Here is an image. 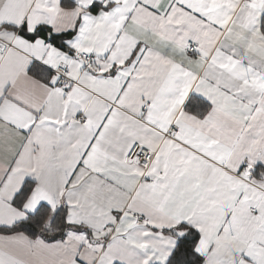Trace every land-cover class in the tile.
<instances>
[{
    "label": "snow or ice",
    "instance_id": "obj_1",
    "mask_svg": "<svg viewBox=\"0 0 264 264\" xmlns=\"http://www.w3.org/2000/svg\"><path fill=\"white\" fill-rule=\"evenodd\" d=\"M0 264H264V0H0Z\"/></svg>",
    "mask_w": 264,
    "mask_h": 264
}]
</instances>
